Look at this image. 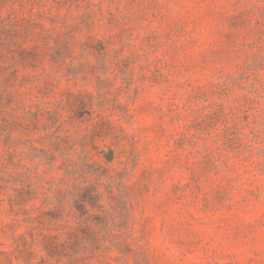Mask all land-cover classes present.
<instances>
[{
  "label": "rangeland",
  "instance_id": "obj_1",
  "mask_svg": "<svg viewBox=\"0 0 264 264\" xmlns=\"http://www.w3.org/2000/svg\"><path fill=\"white\" fill-rule=\"evenodd\" d=\"M0 264H264V0H0Z\"/></svg>",
  "mask_w": 264,
  "mask_h": 264
}]
</instances>
